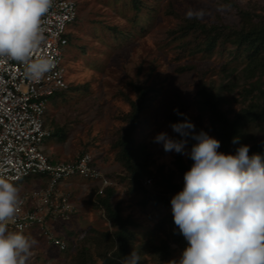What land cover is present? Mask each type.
Listing matches in <instances>:
<instances>
[{"label":"rangeland","instance_id":"1","mask_svg":"<svg viewBox=\"0 0 264 264\" xmlns=\"http://www.w3.org/2000/svg\"><path fill=\"white\" fill-rule=\"evenodd\" d=\"M228 1L232 4L226 0H77L79 18L69 26L67 36L73 37L63 57L70 89L49 100L45 119L54 135L43 142V151L54 162L72 161L85 152L92 155L98 168L115 182L112 203L124 218L135 222L132 248L141 257L140 264H168L179 258L187 241L174 224L171 208L146 203L120 160L117 141L127 132L126 116L139 97L134 86L148 90V102L133 136L139 183L150 193L163 191L154 183L159 169L166 175L173 172L176 183L184 181L176 161L181 157L188 163L189 157L165 153L154 142L162 131L179 138L170 127L173 116L182 121L186 116L195 128L215 138L210 113L197 96L200 85L215 86L225 99L221 108L230 119L252 106L259 111L264 108V75L247 77L243 56H235L230 48L193 55L195 38L186 39L191 42L187 48L182 47L186 40L179 39V28L186 20L240 26L241 11L264 10V0ZM224 65L231 76L224 73ZM245 89L253 90L247 93ZM244 135L247 145L258 143L264 137V123H248ZM218 151L235 154L228 148ZM47 179L31 175L15 184L23 195L46 185ZM60 188L76 206L68 223L54 225L55 234L69 245L68 251L60 252L36 232L26 233L38 241L26 264H120L114 263L112 254L115 228L95 204L94 183L72 178Z\"/></svg>","mask_w":264,"mask_h":264},{"label":"clouds","instance_id":"2","mask_svg":"<svg viewBox=\"0 0 264 264\" xmlns=\"http://www.w3.org/2000/svg\"><path fill=\"white\" fill-rule=\"evenodd\" d=\"M53 0H0V58L24 64L25 75L39 80L55 68L50 57L33 58L44 40L42 18ZM177 115L183 116L178 109ZM179 138L160 132L154 142L165 153L189 157L193 164L184 173V187L171 198L174 224L187 246L168 264H264V157L249 155L240 145L235 154L219 152L220 141L185 116L170 125ZM195 141L188 147L189 142ZM21 189L0 172V264H26L35 238L8 225L20 210ZM132 251L120 264H140Z\"/></svg>","mask_w":264,"mask_h":264},{"label":"built area","instance_id":"3","mask_svg":"<svg viewBox=\"0 0 264 264\" xmlns=\"http://www.w3.org/2000/svg\"><path fill=\"white\" fill-rule=\"evenodd\" d=\"M78 14L77 0H53L49 13L42 18L44 40L33 58L44 56L55 61V68L43 78L29 79L24 64L0 58V172L14 183L31 175L48 178L46 185L21 195L20 210L8 228L36 232L59 251H65L67 243L55 234L54 225H65L76 211L71 196L61 191V184L72 178L90 181L96 188L95 198L115 186L88 152L72 161L54 162L43 151V142L53 136L45 119L49 100L68 86L63 57L69 46V26Z\"/></svg>","mask_w":264,"mask_h":264},{"label":"trees","instance_id":"4","mask_svg":"<svg viewBox=\"0 0 264 264\" xmlns=\"http://www.w3.org/2000/svg\"><path fill=\"white\" fill-rule=\"evenodd\" d=\"M226 1L232 4L230 1ZM135 8H137V6ZM240 14L242 23L240 26H229L223 22L206 24L195 18L186 20L185 24L179 28V39L184 41L190 36L195 38L196 43L190 53L193 55L199 53L212 55L217 48H230L235 56L241 55L243 59L247 61L243 68V71L247 73V77L248 75L251 77L256 73L264 75V10L263 12L257 13L241 11ZM78 18L79 14L74 24H76ZM72 37L73 36L70 34L68 35L69 44H71ZM189 43L191 42L187 40L184 41L182 47L187 48ZM234 59L236 60L237 58L234 57ZM226 67L227 65L223 67L225 74L229 72ZM227 76H231V73L229 72ZM134 87L138 90L139 97L137 103H132V112L126 116L129 121L127 132L117 141V146L121 149L120 160L124 164L126 170L131 173L130 178L132 183L140 187L141 193L146 196V203L150 202L154 205H162L171 208V198L184 187V181L182 183L173 181V172L166 175L163 169H159L158 178H156L154 183L155 188H163V191L160 193H150L140 186L141 184L139 183L140 170L136 171V169H140L138 166L139 164H134L138 156L135 150L133 131L135 130V126L139 123L138 116L143 109V105L148 102V90L137 85ZM69 89L70 86L68 85L66 89L57 92L55 95L58 93H60V95H65ZM245 90L247 93H250L253 89ZM197 96L200 99V103L210 113L211 130L213 131L215 139L220 141L221 147L219 149L228 148L235 151L240 145H234L232 140L237 136L240 139L241 145H247L244 135L245 126L250 122L264 123V108H261L259 111L256 110L255 106L243 110L235 116V118L230 119L221 108V104L225 99L220 93L215 91L214 85L207 86L206 83L200 85ZM171 120L174 123L182 121L179 116H173ZM195 131L197 133L200 132L197 128H195ZM193 143H195V141L190 140L189 145L191 146ZM254 153H258L264 157V137L258 143H254L250 146L249 155L251 156ZM176 164L179 172L184 175V173L191 168L193 161L189 158L188 163H185L181 157H178ZM114 188V186L107 188L104 195L97 197L95 204L104 210L108 221H110L115 228L114 236L111 241L116 247V249L112 251L113 261L116 263L121 262L125 255L134 251L132 248L134 235L132 228L135 226V222L129 217L124 218L119 206H115L112 203V198L115 194ZM61 236L59 235V237L63 239ZM66 241L68 242L67 238ZM68 248L69 245H67L65 251L60 252H66Z\"/></svg>","mask_w":264,"mask_h":264}]
</instances>
